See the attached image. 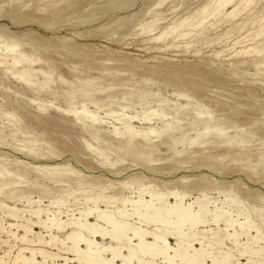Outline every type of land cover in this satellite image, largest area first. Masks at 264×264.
Wrapping results in <instances>:
<instances>
[{
    "label": "rangeland",
    "instance_id": "rangeland-1",
    "mask_svg": "<svg viewBox=\"0 0 264 264\" xmlns=\"http://www.w3.org/2000/svg\"><path fill=\"white\" fill-rule=\"evenodd\" d=\"M219 1L0 0V264H79L72 231L127 254L37 223L109 230L98 212L197 264H264V0ZM179 202L206 221L181 244L139 220Z\"/></svg>",
    "mask_w": 264,
    "mask_h": 264
},
{
    "label": "bare ground",
    "instance_id": "bare-ground-1",
    "mask_svg": "<svg viewBox=\"0 0 264 264\" xmlns=\"http://www.w3.org/2000/svg\"><path fill=\"white\" fill-rule=\"evenodd\" d=\"M233 0H221L219 1V7L218 9L221 7L224 8L225 6H228ZM218 13V12H216ZM185 22V21H184ZM183 24V23H182ZM185 24V23H184ZM161 36H158L156 37L155 39L158 40L160 39ZM14 50V49H13ZM240 51V50H239ZM1 52V51H0ZM239 53V52H238ZM23 57V56H22ZM19 59H13V65L15 66L17 63H19ZM47 75V74H45ZM25 76L22 74V75H19L18 78L21 80V81H25L27 82L28 79L24 78ZM28 77V76H27ZM14 78V77H13ZM31 83V82H30ZM28 82V84H30ZM86 113L87 111L84 110ZM72 113V112H71ZM77 113V112H75ZM84 113V112H83ZM82 113V114H83ZM76 115V114H75ZM78 115V114H77ZM93 115V114H92ZM95 116V115H94ZM201 116V115H200ZM127 127V130L130 131V126H126ZM143 130H140L138 133H136V136L139 135V134H144V137L147 138L150 134H154L156 133V130L154 128H148V131H145V132H141ZM126 132V131H125ZM118 134V133H117ZM130 134V133H129ZM143 137V138H144ZM161 195V194H160ZM172 195H174L173 197H178L179 195H176L174 193H172ZM152 198H156L158 195L156 194H151L150 195ZM163 196V195H162ZM150 197V200L152 201ZM166 197V196H165ZM179 199V198H178ZM181 199V198H180ZM179 199V200H180ZM153 200H159V199H153ZM161 200V199H160ZM127 201V200H126ZM144 201V200H143ZM150 201V204L151 203H154V202H151ZM182 201V199H181ZM138 202V201H137ZM142 203V201L140 202ZM149 203V202H148ZM133 204H136V203H133ZM182 203H174V205H170L171 207L170 208H166V210H161V209H157L153 207L151 208H147L145 209V213L144 214H139V217L137 216L136 218H139L140 221H144L146 220L147 223H159L161 225V227H163L166 232L165 233H170V230L169 232L168 229H172V230H175L176 232L174 233V235L176 234L178 236V243L181 244V238L184 237L183 234L181 233V227L183 225H185L186 227L188 226V229L189 230H192V229H195L196 226L200 225V224H204L206 223V221L204 220V217L203 216V207H198L199 209H197V211H193V209L191 210L190 209V206H192L190 204V206L187 208L186 207H183L184 205H181ZM146 205V204H145ZM168 205V204H167ZM169 206V205H168ZM144 207V206H143ZM159 207V206H158ZM167 207V206H166ZM164 209V208H163ZM96 211V208L94 209ZM134 210V209H133ZM40 211V210H39ZM38 211V212H39ZM101 211H104V210H101ZM205 211H206V208H205ZM35 212V210H34ZM41 212V211H40ZM39 212V213H40ZM90 212L91 209H90ZM222 212V211H221ZM228 212V211H227ZM87 213V212H85ZM89 213V212H88ZM93 213V212H92ZM140 213V212H138ZM143 213V212H142ZM153 213H155V215H152ZM226 213V212H225ZM224 213V214H225ZM35 214V213H34ZM82 214V213H81ZM109 214V213H107ZM123 214V213H122ZM127 214V213H126ZM206 214V213H205ZM84 215V213H83ZM89 215V214H88ZM91 215V214H90ZM89 215V216H90ZM96 215V213H95ZM128 215V214H127ZM132 215V214H130ZM134 216H136L134 213H133ZM11 216V215H10ZM14 216V215H13ZM40 216V215H39ZM87 216V217H89ZM121 216V215H119ZM124 216H126L124 214ZM133 216V217H134ZM158 216V217H157ZM219 216L221 215H216L214 216L213 218V223H217L218 220H219ZM225 215H223L224 217ZM15 217V216H14ZM36 217V215H35ZM97 219H100L101 221H103V223H106L107 225L110 226V229L107 230V229H102V230H98L95 226V224H90V223H87V221L83 224H80L78 221L76 222H72V223H62V222H54V220L51 219H47V223L48 221L51 222L49 224H51L50 226L47 225L46 221H41V220H38L37 223L39 224H42L43 226L45 225V227H49V228H53L55 227L56 228V231L59 230H63L68 224H73L74 226H80L81 229L82 228H86L89 229L90 233L95 235V237L97 238H102V239H111L112 241H116L118 243L122 242V241H127V254H123L122 252V247H119V248H116V249H113L112 246L110 247H101V243L99 245H101L100 247H98L97 243L94 242V240H88V238H84L82 236V234L78 231H72L71 233H69V235L67 236V240H69V242H71V245L69 247H67L68 251L70 253H73L75 255V259L78 260L79 264H80V261H84L85 264H116V262L118 261H121L122 264H151L153 261H156L157 259H162L164 262H168V263H173V262H176L178 261V263L180 262V264H197L196 262L197 261H203V258H202V254L199 253L198 255H196L197 257H194V258H188V256H186L185 253H183V251H175L173 255H169L168 254V248L166 246V239L161 237L160 235H157V234H154L155 236V242H147L146 241V238H147V235L149 234V232H151V230L148 232L146 229H142L140 227H131V226H126V225H122V224H119V222H117L114 218H116L114 216H110V215H106V213L104 214L103 212H98L97 215L95 216ZM128 217V216H127ZM132 217V216H131ZM37 218L39 219V217L37 216ZM48 218V217H47ZM81 218V217H80ZM121 218V217H120ZM122 218H125V220L127 219L126 217H123L122 215ZM41 219V218H40ZM55 219V218H54ZM117 219V218H116ZM87 220V219H86ZM119 220V219H117ZM128 220V219H127ZM230 220V219H229ZM58 221V220H57ZM121 221V220H119ZM137 222L139 223V221L137 220ZM208 222V221H207ZM123 223V221H122ZM35 225V223H33ZM125 224V222H124ZM140 224H143L140 223ZM233 224H235L233 221L231 222L230 221H227V226L229 228V226H233ZM69 225V226H70ZM129 225V224H128ZM131 225V224H130ZM249 225V224H247ZM24 226V225H23ZM35 226H38V225H35ZM42 226V227H43ZM73 226V227H74ZM134 226V225H133ZM28 227V226H27ZM98 227V225H97ZM240 227V230L242 231L244 229V224L239 226ZM250 227V226H249ZM25 228V226H24ZM23 228V229H24ZM44 228V227H43ZM234 228V227H233ZM80 229V230H81ZM158 229V228H157ZM156 229V231H157ZM161 229V228H160ZM181 229V230H180ZM84 230V229H82ZM228 230V229H226ZM26 231V230H25ZM30 231V230H29ZM51 231V230H50ZM129 231L132 233V236L131 237H127V234L129 233ZM205 231V230H203ZM180 234H179V233ZM241 233V232H239ZM244 233V232H243ZM172 234V233H171ZM187 234V233H185ZM40 235V234H38ZM173 235V234H172ZM235 235L236 234V230L234 231V233L232 235L229 234V236L235 238ZM167 236V235H166ZM228 236V237H229ZM53 237V236H52ZM174 237V236H173ZM188 237V236H187ZM40 238V237H39ZM54 238V237H53ZM53 238H51V241H53ZM171 238V237H170ZM22 239L24 240V236L22 237ZM136 240V243L135 244H132L133 247L130 245V242ZM159 239H163V242L165 245H162L164 247H159L158 246V241ZM237 239V238H235ZM254 240V238H253ZM39 241V240H38ZM42 242V240H40ZM44 241V240H43ZM256 241V240H255ZM45 242V241H44ZM43 242V243H44ZM49 242V241H48ZM62 242V241H61ZM64 242V241H63ZM162 242V241H160ZM197 242V241H196ZM184 243V242H183ZM186 243V242H185ZM199 243V242H198ZM63 244V243H62ZM85 244L86 245V248L85 249H82L81 246ZM95 244L96 245V249L93 251L91 249V246ZM122 244V243H121ZM168 244V243H167ZM189 244V243H188ZM202 243L200 242V245ZM48 245V244H47ZM65 245V244H63ZM67 245V244H66ZM178 245V244H177ZM183 245V244H182ZM191 245V244H190ZM189 245V246H190ZM105 246V245H103ZM169 246V245H168ZM203 247V244L201 245ZM180 247V245H179ZM182 247V246H181ZM124 248V247H123ZM178 248V247H177ZM172 249V248H171ZM203 249V248H202ZM182 250V249H181ZM205 250V249H203ZM109 251L111 253V257L108 258V259H104L103 258V252H107ZM174 251V250H173ZM108 253V254H110ZM187 253V251H186ZM203 253V252H202ZM205 253V252H204ZM206 254V253H205ZM107 255V254H106ZM105 255V256H106ZM204 255V254H203ZM192 257V256H191ZM211 257V256H210ZM209 258V256H208ZM212 258V257H211ZM214 259V258H213ZM69 260V258H65V261L67 262ZM205 261V259H204ZM217 260L213 261L212 264H217L218 262H216ZM82 263V262H81ZM83 263V264H84ZM203 263V262H202ZM227 263V262H226ZM225 263V264H226ZM35 264V263H33ZM228 264V263H227Z\"/></svg>",
    "mask_w": 264,
    "mask_h": 264
}]
</instances>
